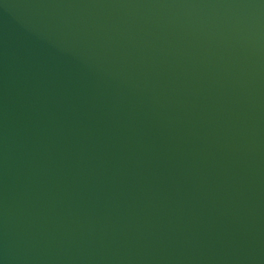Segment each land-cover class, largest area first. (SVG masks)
I'll use <instances>...</instances> for the list:
<instances>
[{"label": "water", "instance_id": "water-1", "mask_svg": "<svg viewBox=\"0 0 264 264\" xmlns=\"http://www.w3.org/2000/svg\"><path fill=\"white\" fill-rule=\"evenodd\" d=\"M0 264H264V0H0Z\"/></svg>", "mask_w": 264, "mask_h": 264}]
</instances>
